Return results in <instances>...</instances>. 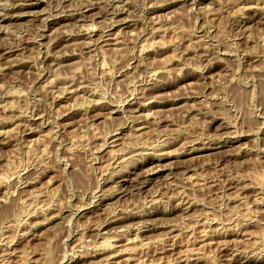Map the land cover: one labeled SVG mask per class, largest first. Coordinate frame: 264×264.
I'll use <instances>...</instances> for the list:
<instances>
[{
    "label": "rangeland",
    "instance_id": "1",
    "mask_svg": "<svg viewBox=\"0 0 264 264\" xmlns=\"http://www.w3.org/2000/svg\"><path fill=\"white\" fill-rule=\"evenodd\" d=\"M0 264H264V0H0Z\"/></svg>",
    "mask_w": 264,
    "mask_h": 264
},
{
    "label": "bare ground",
    "instance_id": "2",
    "mask_svg": "<svg viewBox=\"0 0 264 264\" xmlns=\"http://www.w3.org/2000/svg\"><path fill=\"white\" fill-rule=\"evenodd\" d=\"M168 4V3H167ZM88 30V29H87ZM9 47V46H8ZM68 60V59H67ZM57 97H59V96H57ZM110 238V237H109ZM105 242V241H104ZM108 244H109V242H108ZM103 245V244H102ZM112 246V245H111ZM110 246V247H111ZM106 247H109V245L108 246H106ZM110 247L108 248L109 250H110ZM112 249V248H111ZM107 250V249H106Z\"/></svg>",
    "mask_w": 264,
    "mask_h": 264
}]
</instances>
